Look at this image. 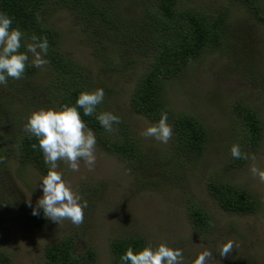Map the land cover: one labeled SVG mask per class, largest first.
Segmentation results:
<instances>
[{"label":"rangeland","instance_id":"374dc122","mask_svg":"<svg viewBox=\"0 0 264 264\" xmlns=\"http://www.w3.org/2000/svg\"><path fill=\"white\" fill-rule=\"evenodd\" d=\"M179 2L211 15L228 5V0ZM230 14L229 25L235 36L227 52L238 55V61L219 51H209L192 62L165 89L169 110L174 114L193 116L210 134V143L201 161L193 168L181 165L180 178L175 183L174 173L170 172L178 165V151L173 148V139L164 144L143 136L146 128L154 124L136 116L129 108L132 87L143 72L146 59L136 55L130 68L120 69L118 66L127 54L123 49L115 48L101 55L96 52L100 42L83 33L80 23L67 10L46 14L45 21L58 33L60 51L78 67L77 84L87 91L103 89L104 100L99 105L103 109L100 111L120 117L126 133L137 141L143 162L136 163L131 169L97 146L96 162L91 171L83 161L77 172L71 171L66 163L58 162L57 170L84 200L86 192L95 191L94 207L91 212L84 209V222L78 227L67 220L57 225L48 219L40 227H34L30 215L43 195L42 176L10 157L6 166L0 168V211L6 225V230L0 231V253L9 257L8 264H46L43 249L62 236L74 239V255L81 256L90 247L95 252V264H110L108 242L127 235L140 236L146 246L166 242L171 248L181 249L184 264H192L203 248L210 249L219 264H264V182L251 172L252 167L264 170V95L259 92L258 85L252 87L244 83L233 67L251 59L256 69L264 73V27L240 10L231 9ZM38 69L31 78L30 104L24 106L17 99L12 105L24 109L19 125L22 131L34 111L56 109L53 98H46L43 89L50 80L49 71L45 72L42 67ZM4 93L5 90L0 88V99ZM237 101L257 113L263 133L255 151L241 143L244 146L241 150L249 157L254 155L255 159L249 158L242 167L227 170L225 164L232 156L227 152L231 148L225 151L224 145L228 138H237V132L231 126L232 107ZM235 144L240 145V140ZM209 179L251 191L261 201L259 211L253 215L221 211L206 191L205 184ZM29 200L32 207L26 203ZM192 204L209 218L204 233L194 230L188 221L186 209ZM228 240L235 242L234 247L228 257L222 258L218 255L219 248ZM210 264L216 262L210 261Z\"/></svg>","mask_w":264,"mask_h":264},{"label":"trees","instance_id":"16d2710c","mask_svg":"<svg viewBox=\"0 0 264 264\" xmlns=\"http://www.w3.org/2000/svg\"><path fill=\"white\" fill-rule=\"evenodd\" d=\"M62 9L67 10L80 23L83 33L100 42L96 49L99 54L111 52L115 48L123 49V53L127 52L123 58L125 60L118 66L120 69L130 68L136 55L146 59L145 68L132 87L129 108L133 114L152 124L158 123L163 111L167 112V122L173 129V148L178 151V165L170 170L174 173L172 176L175 183L180 178L181 165L193 168L201 161L209 146L210 134L193 116L174 114L169 110L165 98L167 84L209 51H219L238 61V55L227 52L235 36L228 20L231 17L230 10H240L246 17L264 27V0H228V5L213 15L202 12L197 7L183 5L179 0H0V12L6 13L12 19V27L19 28L25 34L26 40L30 42L32 35L47 38L49 49L44 59L48 63L42 70L49 71L47 74L50 80L43 89L46 90V98H53L56 109L64 105L75 106L79 93L87 91L77 84V65L60 51L57 31L45 21L46 14ZM20 51H25L23 46ZM28 55L29 66L26 67L23 77L9 78L6 85H0L5 90L0 99V168L6 166L8 159L13 157L20 166H29L43 177L47 174L48 166L44 163L39 146L35 150L32 148V144L37 141L19 126L23 121L21 116L24 109L12 107L17 99L24 106L30 104L28 93L33 90L31 78L39 69L31 66L32 57L30 53ZM245 60L247 62L242 65H234V71L244 83L252 87L258 85L259 92L264 95V73L256 69L251 59ZM36 89L37 87L34 88ZM100 108L103 109L98 106L97 114L101 112ZM78 110L84 123L95 134L96 146L101 151L115 156L131 169L136 163L143 162L137 141L126 133L122 122L113 126L114 133H108L100 126L95 115L84 116L82 109ZM232 115L231 126L236 130L237 138H228L224 150L227 151L240 140L241 148L244 149L245 146L250 151H255L262 139L261 119L242 101L234 103ZM244 162L245 159L232 157L225 164V169L240 168ZM205 188L217 207L225 213L253 215L261 207L260 199L251 191L221 180L209 179ZM84 197L88 203L85 209L91 212L95 191L86 192ZM186 210L192 228L199 233L207 231L208 216L195 204L188 206ZM30 216L34 227H40L47 220L42 209L39 215ZM4 230L6 225L0 211V231ZM74 244L71 236H62L54 243L46 245L43 249L45 263L95 264L93 248L87 247L81 256H77L73 254ZM145 246V241L140 236L127 235L111 239L108 242L110 264H122L120 257L128 247L138 252ZM8 263L9 257L0 253V264Z\"/></svg>","mask_w":264,"mask_h":264},{"label":"clouds","instance_id":"9594fccd","mask_svg":"<svg viewBox=\"0 0 264 264\" xmlns=\"http://www.w3.org/2000/svg\"><path fill=\"white\" fill-rule=\"evenodd\" d=\"M12 24V19L0 12V85H6L9 78L23 77L29 66V53L32 57L31 66L40 68L48 63L44 59L49 49L47 38L32 35L29 42L25 39V34L19 28H13ZM22 46L25 49L23 52L20 51ZM103 100V89L81 91L75 106L39 109L27 118L24 131L36 139L37 143L32 144V148L35 150L39 146L44 163L48 166L47 174L41 178L43 195L32 208V215H39L42 209L43 216L57 225L67 220L78 227L84 222V209L88 207V203L64 180L63 173L57 170L58 162L66 163L71 171L77 172L83 161L89 171L93 170L96 162V137L82 120L78 109H82L84 116L95 115L100 126L112 133L115 131L113 126L122 121L109 111L97 114V107ZM167 121V112L163 111L158 123L147 127L142 135L167 144L173 134L172 126ZM230 153L235 159H255L254 155L249 157L248 153L243 152L239 144L232 145ZM251 172L264 182V170L252 167ZM26 203L32 207L30 200ZM234 243L233 240L223 243L218 255L228 257ZM212 253L210 249L203 248L192 264H210V261L219 264L213 259ZM120 261L122 264H184V257L181 249L171 248L166 242H162L157 246L149 243L138 252L128 247Z\"/></svg>","mask_w":264,"mask_h":264}]
</instances>
